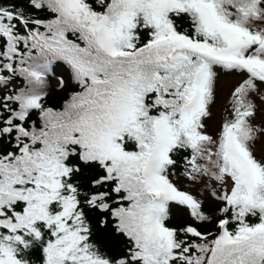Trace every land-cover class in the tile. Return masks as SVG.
Here are the masks:
<instances>
[{
    "label": "snow or ice",
    "instance_id": "snow-or-ice-1",
    "mask_svg": "<svg viewBox=\"0 0 264 264\" xmlns=\"http://www.w3.org/2000/svg\"><path fill=\"white\" fill-rule=\"evenodd\" d=\"M0 264H264V0H0Z\"/></svg>",
    "mask_w": 264,
    "mask_h": 264
}]
</instances>
